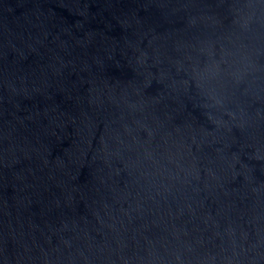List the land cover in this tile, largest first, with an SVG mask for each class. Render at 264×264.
<instances>
[{
	"label": "water",
	"instance_id": "1",
	"mask_svg": "<svg viewBox=\"0 0 264 264\" xmlns=\"http://www.w3.org/2000/svg\"><path fill=\"white\" fill-rule=\"evenodd\" d=\"M0 264H264V0H0Z\"/></svg>",
	"mask_w": 264,
	"mask_h": 264
}]
</instances>
